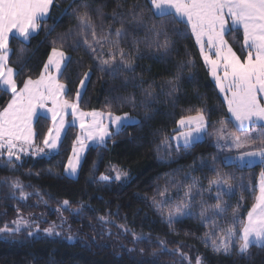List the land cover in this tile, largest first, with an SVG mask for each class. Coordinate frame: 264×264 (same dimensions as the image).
<instances>
[{
    "label": "trees",
    "instance_id": "obj_1",
    "mask_svg": "<svg viewBox=\"0 0 264 264\" xmlns=\"http://www.w3.org/2000/svg\"><path fill=\"white\" fill-rule=\"evenodd\" d=\"M83 2L84 0H54L48 18L41 22V29L30 37L29 42L22 45L20 39L10 37L12 54L9 66L20 70L16 77L20 86L24 78L38 77L53 46L52 41L75 24V16H64L62 11L70 3L76 9ZM87 2L91 5L90 15L97 25V35H103L100 27L103 23L104 28L111 25V39H114L115 30L121 27L119 20L110 19L116 0ZM140 2L143 3V0ZM97 7H101L105 14L103 22L97 16ZM148 18L149 23L156 19L151 18L150 14ZM53 23H56L55 31L46 35L43 26ZM123 26L129 30V35L122 39L120 47L129 53L125 59L133 61V71L117 73L115 77L105 74L100 71L99 64L93 62L92 54L86 49L82 39L79 47L70 46L69 40L64 50L72 60L61 81L67 86L65 98L74 100L80 77L91 68L90 80L79 102L81 110L108 111L105 105L110 104V110L115 115L127 112L135 117L136 122L122 127L119 134L108 138L104 145L90 144L74 179L64 174L63 165L67 162L72 140L78 132L75 126L68 128L58 152L48 156L23 155L20 161L13 158L16 165L14 171L2 166L7 163V157H0V227L5 223L11 226L10 222L17 216V209L31 223L30 227L22 228L14 235L0 233V264H138L140 261L147 264L151 259L150 253L158 247L155 243L157 239L165 240L168 248L180 247L188 256L183 264H195L197 256L204 258V264H264V249L255 246L250 248L251 255L247 258L237 257L235 253L232 256L213 253L202 239L208 227L199 215L202 206L216 203L218 189L212 187L208 191V181L219 171L232 174L236 178L234 183L242 181L243 188L237 187L234 194L221 197L231 207L223 216L210 219L208 225L216 221L220 228L227 227L231 222L232 208L237 204L240 219H244L254 202L258 191L257 181L264 165L226 166L220 159L213 165V156L220 154L222 158L224 154L237 153L234 147L231 150L227 145L221 148L214 136L206 135L202 141L188 148H176L173 141L165 140L175 134L173 129L176 127V120L181 115H194L196 108L203 106L210 109L211 122H217L227 114L226 105L202 61L194 38L190 32L186 37L178 38L172 33L170 26L168 35L173 44L171 51L165 54L157 51L154 46H147L145 40L151 41L152 37L147 34L146 29L132 31L126 22ZM179 27L183 29L184 26ZM225 38L237 55H246L242 48L243 36L240 30L230 31ZM160 39L163 40V37ZM134 40L140 42L138 48ZM59 43L57 40V46ZM21 47L26 51L21 63H18ZM107 50L108 46L105 45V52ZM105 58H108L107 55ZM181 61H192V66L181 68ZM177 76L179 80L175 86L176 91L171 92L167 81ZM145 90L151 91L152 96L146 97ZM9 99V93L0 91V109ZM145 114L149 118H145ZM48 126L46 118L40 117L35 122L34 128L39 133L36 144L40 147ZM212 131L210 125L208 132ZM228 131L243 135L231 125ZM252 131L264 133V128L254 126ZM162 141L164 147L158 151L157 146ZM169 144L172 148L171 155L167 151ZM201 159L208 161V167L193 166L194 161L199 164ZM213 167L216 171L210 170ZM113 168L128 173L127 179L98 183L91 179L93 175L99 177L101 173L114 176ZM5 178H19L23 184L31 185L25 188L26 192L39 191L40 195L33 194L26 200H19L17 191V198L12 199L7 195L10 188L8 183H4ZM193 179L199 181L192 190L194 214L177 219L170 227L161 218L159 211L152 207L151 198L167 185L169 203L174 204L184 197L185 186L191 184ZM65 199L71 202V207L85 205L82 214L57 212L59 201ZM157 199L160 197L157 196ZM117 212L118 215L115 214ZM98 216H108L113 223L102 224L98 221ZM53 223L57 225L56 231L62 233L60 236H49L43 232V229ZM37 225L40 231H34L29 236V231H33ZM117 225H125L137 233L151 234L153 243L143 241L134 244L131 232L124 233ZM239 226L237 222L236 227ZM69 234L73 235L72 240L66 239ZM140 248H144L143 254L139 252ZM128 249L134 251L129 252ZM160 259L165 264H180V258L176 255L165 254Z\"/></svg>",
    "mask_w": 264,
    "mask_h": 264
},
{
    "label": "snow or ice",
    "instance_id": "obj_2",
    "mask_svg": "<svg viewBox=\"0 0 264 264\" xmlns=\"http://www.w3.org/2000/svg\"><path fill=\"white\" fill-rule=\"evenodd\" d=\"M53 2L54 0H0V91L11 95V99L0 109V157H7V163L2 166L14 171L16 165L13 158L20 161L23 155L48 156L58 152L68 128L78 122L79 132L72 140L71 152L63 165L64 173L76 176L90 144L104 145L108 138L118 135L122 127L135 120V117L127 112L115 115L110 110V104L105 105L108 111L81 110L79 102L90 80L91 68L84 71L80 77L74 100L65 98L67 86L61 81L65 69L72 60L64 50L69 40L70 46L79 47L82 39L86 49L92 54L93 62L98 63L100 71L105 74L115 77L117 73L133 71V61L125 59L129 53L120 47L122 39L129 35V30L123 26L125 22L132 31L146 29L147 34L152 37L151 41L145 40L147 46H154L157 51L165 54L171 51L173 44L168 35L170 26L172 33L178 38L186 37L190 32L199 47L200 56L208 68L209 75L215 81L219 93L223 95V104L227 106V114L217 122L210 121V109L203 106L196 108L194 115H181L175 122L176 127L173 129L175 135L166 137L165 140L175 141L176 148L181 146L188 148L202 141L206 135L214 136L221 148L224 145L230 150L234 147L238 154L235 157L227 154L222 158L220 154L213 156L211 159L213 165L217 159L226 166L236 164L251 167L256 163L264 165V133L252 131L254 126L264 128V103L260 99L264 97V0H143V3L140 0H132L131 3L129 0H116L110 19L119 20L121 27L115 30L114 39H111L113 35L110 31L111 25L104 28L103 23L100 26L103 35H97V25L90 15L92 9L87 0L76 9H73L70 3L62 11V15H74L75 24L70 25L67 31L61 32L52 41L53 46L38 77L33 79L28 76L23 79L20 86L16 79L20 70L9 66L12 54L9 47L10 34L21 38L22 45L29 42L30 37L41 29V22L48 18ZM101 7H97L95 11L103 22L105 14ZM149 14L151 18H156L151 23ZM179 25H183V29ZM43 27L46 35H51L56 29V23ZM234 30L242 31V48L246 50V55H237L225 38ZM57 40L60 41L59 46ZM139 43L134 40L137 48ZM105 45L108 46L107 52ZM25 51L24 47L19 49L18 63H21ZM106 55L108 58H105ZM185 66L191 67L192 61H181L180 67ZM178 80L179 76L167 81L171 86V92L176 91ZM144 94L146 97L152 96L149 90H145ZM49 102L51 107H47ZM41 112L51 120L50 126L43 134L42 147L36 144L39 133L34 128V120ZM69 115L72 117L71 121L67 119ZM145 118H149L147 114ZM210 125L213 128L211 133L208 132ZM229 125L243 135L228 131ZM161 147H164V141L157 146V150L159 151ZM167 151L171 155V144L167 146ZM193 166L208 167V161L201 159L199 164L194 161ZM210 170L216 171L214 167ZM112 171L115 173L114 176L101 173L99 177L93 175L91 179L98 183L113 179L124 181L128 177V173L117 168H113ZM49 172L51 174V170ZM235 179L230 173L216 171V175L208 181V191H211L212 187H216L218 191L214 205L200 208L201 220L208 227L202 239L205 246L210 247L217 255L232 256L235 253L237 257L247 258L251 255V247L264 249V170L260 173L254 202L244 219H240L237 204L232 208L231 222L227 227L220 228L216 221L211 225L207 223L213 217L223 216L231 207L221 197L234 194L237 187L243 188L242 181L234 183ZM4 183L9 184L10 191L7 195L12 199L17 198V191L19 200H26L33 194L40 195L39 191L26 192L25 188L31 185L23 184L19 178L14 180L5 178ZM198 183V180L193 179L191 184L186 185L184 197L174 204L169 203L167 185L151 198L152 207L159 211L161 218L166 220L170 227L177 219L194 214L192 190ZM157 196L160 199H157ZM84 207L83 204L71 207V202L65 199L59 201L56 211L81 215ZM97 219L102 224L113 223L108 216H98ZM237 222L239 228L236 227ZM10 224L11 226L5 223L0 227V233L14 235L22 228L31 226L30 220L25 218L19 209L16 218ZM117 227L124 233L131 232L134 244L143 241L153 243L151 234L137 233L125 225ZM56 228L57 225L53 223L43 229V232L49 236H60L62 233L57 232ZM34 231H40L38 225L33 231H29L28 235L32 236ZM73 238L72 234L66 237L68 240ZM155 243L158 247L150 253L151 259L147 264H165L160 259L165 254L178 256L180 264L188 259L180 247L168 248L167 242L163 239H157ZM128 251L132 252L134 249ZM139 252L143 254L144 248H140ZM138 264H144V261ZM195 264H204V258L197 256Z\"/></svg>",
    "mask_w": 264,
    "mask_h": 264
},
{
    "label": "crops",
    "instance_id": "obj_3",
    "mask_svg": "<svg viewBox=\"0 0 264 264\" xmlns=\"http://www.w3.org/2000/svg\"><path fill=\"white\" fill-rule=\"evenodd\" d=\"M52 6V5H51ZM51 6H50V8H51ZM241 31V30H240ZM242 32V31H241ZM35 34V33H34ZM33 34V35H34ZM12 36H14L13 34H10V37H12ZM243 36V35H242ZM14 37H16V38H18V39H20L21 40V38H19V37H17V36H14ZM194 38V37H193ZM194 41H195V38H194ZM196 43V42H195ZM197 48H198V50H199V47L197 46ZM200 52V51H199ZM245 52H246V50H245ZM246 54H247V52H246ZM202 61H203V59H202ZM204 63V62H203ZM207 68V67H206ZM208 69V68H207ZM211 77V76H210ZM211 79H212V81H213V83H214V85H215V81L213 80V78L211 77ZM218 90V89H217ZM219 92V91H218ZM10 94V93H9ZM220 94V93H219ZM220 96L222 97V99H223V95L222 94H220ZM10 99H11V95H10ZM260 99H261V102L262 103H264V97H260ZM47 107H51V103L49 102L48 104H47ZM226 108H227V106H226ZM70 111V110H69ZM83 111V110H82ZM40 117H42V118H46L45 117V115L43 114V112H41V114H39L38 115V117L34 120V125H35V122H36V120L38 119V118H40ZM48 121H49V126H50V124H51V120H50V118H46ZM67 119L69 120V121H71V119H72V117H71V115H69L68 117H67ZM136 122V119L134 120V121H132V122H130V123H128V124H133V123H135ZM127 124V125H128ZM75 127L77 128V130H78V132H79V123L77 122L76 123V125H75ZM110 130H112V129H110ZM112 131H114V130H112ZM175 144H176V142L175 141H173ZM42 146H43V144H42ZM86 151H87V149H86ZM86 151H85V153H86ZM85 156V155H84ZM84 158V157H83ZM83 160V159H82ZM256 164H258V163H256ZM80 169V168H79ZM79 172V171H78ZM67 177H69V178H76L77 177V175L76 176H69V175H67L66 173H64ZM259 177H260V175H259ZM258 180H259V178H258Z\"/></svg>",
    "mask_w": 264,
    "mask_h": 264
},
{
    "label": "rangeland",
    "instance_id": "obj_4",
    "mask_svg": "<svg viewBox=\"0 0 264 264\" xmlns=\"http://www.w3.org/2000/svg\"><path fill=\"white\" fill-rule=\"evenodd\" d=\"M175 135V134H174ZM174 135H172V136H174ZM173 144L176 146V144L173 142ZM245 150H248V149H245ZM238 153H235L234 155H229V156H232V157H235L236 155H237ZM257 185H258V181H257ZM256 185V186H257Z\"/></svg>",
    "mask_w": 264,
    "mask_h": 264
}]
</instances>
